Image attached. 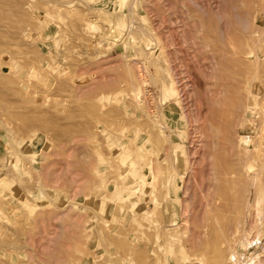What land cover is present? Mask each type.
I'll return each instance as SVG.
<instances>
[{"label": "rangeland", "instance_id": "374dc122", "mask_svg": "<svg viewBox=\"0 0 264 264\" xmlns=\"http://www.w3.org/2000/svg\"><path fill=\"white\" fill-rule=\"evenodd\" d=\"M263 75L264 0H0V264H264Z\"/></svg>", "mask_w": 264, "mask_h": 264}, {"label": "bare ground", "instance_id": "6f19581e", "mask_svg": "<svg viewBox=\"0 0 264 264\" xmlns=\"http://www.w3.org/2000/svg\"><path fill=\"white\" fill-rule=\"evenodd\" d=\"M256 75V74H255ZM264 76V75H263ZM262 103V102H261ZM263 107V106H262ZM264 112V111H263ZM264 121V120H263ZM264 124V123H263ZM264 128V127H263ZM264 134V133H263ZM261 142H262V140H261ZM260 142V143H261ZM250 150V149H249ZM250 152V151H249ZM252 154H253V152H251ZM262 155H263V153H262ZM262 155H261V157H262ZM259 156V155H258ZM257 158V157H256ZM258 159V158H257ZM248 162V161H247ZM246 165H247V163H246ZM247 167H249V165H247ZM250 168V167H249ZM231 173H233V172H231ZM254 177H256V176H254ZM237 201V200H236ZM246 203V202H245ZM249 203H250V201H249ZM241 204V203H240ZM237 227V226H236ZM263 229V228H262ZM224 232V231H223ZM224 236H225V232H224V234H223ZM221 251V250H220ZM223 251V250H222ZM227 252V251H226ZM260 262V261H259ZM264 262V261H263Z\"/></svg>", "mask_w": 264, "mask_h": 264}]
</instances>
